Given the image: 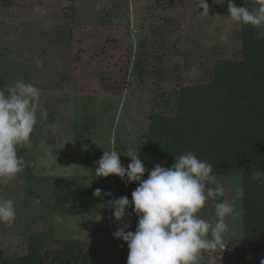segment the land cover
I'll return each mask as SVG.
<instances>
[{
  "label": "rangeland",
  "instance_id": "374dc122",
  "mask_svg": "<svg viewBox=\"0 0 264 264\" xmlns=\"http://www.w3.org/2000/svg\"><path fill=\"white\" fill-rule=\"evenodd\" d=\"M206 2L209 15L202 17L198 0H70L69 7L62 0H0V89L23 80L44 101L29 142L17 148L24 169L8 185L0 183V198L16 208L11 226L0 223L5 256L20 255L29 241L49 249L57 240L102 244L118 227L137 225L133 209L118 221L95 204L56 205L54 194L63 192L67 178L104 193L113 181L127 180L95 176L104 151L121 154L127 168L128 151L138 150L147 169L142 179L155 165L164 167L142 146L149 116L172 114L179 89L207 81L217 59L241 58V25L228 16V0ZM215 176L225 187L219 202L242 187L240 172ZM216 203L209 199L199 216L215 219ZM226 222L222 253L205 252L200 264L264 259V248H257L264 241L246 240L241 218ZM127 257L126 243L112 246L107 264H126Z\"/></svg>",
  "mask_w": 264,
  "mask_h": 264
},
{
  "label": "trees",
  "instance_id": "16d2710c",
  "mask_svg": "<svg viewBox=\"0 0 264 264\" xmlns=\"http://www.w3.org/2000/svg\"><path fill=\"white\" fill-rule=\"evenodd\" d=\"M257 29L241 25L240 59H217L207 81L179 89L172 114L158 112L149 116L142 146L149 154L163 159L164 167H171L175 156L191 151L213 165L214 175L240 172L243 235L246 240L261 242L264 183L251 178L256 168L264 171V36H259ZM137 186L136 181L115 180L111 196L102 192L94 197L93 186L76 177L67 178L63 192L54 194V199L56 205L91 203L112 212L105 202L126 196L129 212L133 209L131 193ZM135 230L136 225L125 229ZM115 231L102 244L57 240L49 249L29 241L24 252L15 257H7L0 250V264H107L110 247L126 243L114 238ZM231 243L229 240L228 245ZM257 248L263 249L264 245L257 244ZM260 262L252 257L240 264Z\"/></svg>",
  "mask_w": 264,
  "mask_h": 264
},
{
  "label": "clouds",
  "instance_id": "9594fccd",
  "mask_svg": "<svg viewBox=\"0 0 264 264\" xmlns=\"http://www.w3.org/2000/svg\"><path fill=\"white\" fill-rule=\"evenodd\" d=\"M70 0H62L61 7H69ZM100 5L96 10H100ZM199 14L209 15L206 0H198ZM34 11L43 15L45 10L35 6ZM228 16L239 27L251 25L264 33V0H251L250 5L227 4ZM259 38V36H258ZM40 90L31 83L17 80L11 86L0 89V183L8 185L25 167L18 146L28 143L37 123V111L43 105ZM121 154L104 151L97 161L95 176L114 174L138 186L131 193V204L138 216L135 232L125 231L124 224L113 233L127 243L126 264H200L203 253L224 249V235L229 231L226 218L238 221L243 209H237L236 201L242 199L243 189L237 185L230 199L215 204V219L205 220L199 212L211 199L225 195L224 185L213 174V165L200 160L191 151L175 156L171 167L159 164L148 172L139 158L138 150H129L131 162L125 168L119 159ZM254 181L264 183V171L256 168L251 173ZM96 188L93 196H101ZM103 195L111 196L109 191ZM112 216L120 221L125 217L130 201L126 196L108 200ZM103 206V205H102ZM16 218L12 199L0 198V223L11 226ZM260 264H264V259Z\"/></svg>",
  "mask_w": 264,
  "mask_h": 264
},
{
  "label": "crops",
  "instance_id": "0c3cea01",
  "mask_svg": "<svg viewBox=\"0 0 264 264\" xmlns=\"http://www.w3.org/2000/svg\"><path fill=\"white\" fill-rule=\"evenodd\" d=\"M241 221H242V218H241ZM229 240H230V239H229ZM229 240H228V241H229ZM235 249L240 250L241 248H238L237 246H235ZM220 250H221V248H220ZM222 250H223V249H222ZM222 250H221V252H220V251H219V252L222 253ZM241 250H243V249H241ZM244 251H245V250H243V252H244Z\"/></svg>",
  "mask_w": 264,
  "mask_h": 264
}]
</instances>
